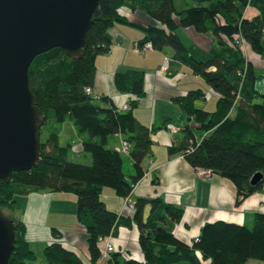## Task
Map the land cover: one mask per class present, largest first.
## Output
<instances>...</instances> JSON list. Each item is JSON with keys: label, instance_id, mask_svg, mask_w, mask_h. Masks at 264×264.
Listing matches in <instances>:
<instances>
[{"label": "trees", "instance_id": "trees-1", "mask_svg": "<svg viewBox=\"0 0 264 264\" xmlns=\"http://www.w3.org/2000/svg\"><path fill=\"white\" fill-rule=\"evenodd\" d=\"M190 1L196 6L179 13L173 0H115L113 4L102 1L97 6L98 16L93 18L82 57L71 59L62 50L51 49L32 61L28 86L36 98L42 128L47 129L48 137L44 142L39 138L40 158L34 169L12 173L8 184L0 181V210L15 228L14 251L8 264L37 262L34 249L24 239L22 222L6 215L15 208L17 188L76 197V221L87 236L91 264L99 261L103 240L116 227H130L129 218L120 222L121 218L100 201V195L103 189H108L124 201L143 176L142 162L151 155V130L140 125L133 114L136 102L145 95L144 74L128 71L113 78L119 93L137 99L128 105V111L105 108L96 100L106 99L94 100L92 93L85 92L92 91L95 85V60L110 52L113 41L109 32L115 25L139 29L143 33L142 41L136 44L139 47L151 44L152 51L171 50L172 58L189 68L217 96L212 113L196 107L198 101H205L206 95L201 90L174 99L194 128L184 127L183 144L170 149L169 154L179 152L196 172L210 170L212 175L231 181L237 192L235 205L264 187V94L255 87L264 74H256L255 67L234 45L235 38L241 36L253 55H263L264 0ZM248 7L258 11V17L244 19ZM136 14L149 18L153 26L135 24ZM180 29H192L198 35L214 38L216 44L208 52L209 60L200 62L189 55L176 35ZM66 116L81 139L83 152L92 161L88 166L69 161L70 146L58 145L59 128ZM193 130L200 134L199 138ZM118 135L131 147L129 158L135 172L131 177L123 173L121 155L107 148V140ZM257 174L261 175V181L251 186ZM136 201L131 213L144 262L124 260L114 253L104 264H246L248 261L264 264V215H254L249 229L222 221L206 224L200 229L199 243L187 246L164 227L166 221L178 224L182 210L160 198ZM145 207L149 214L144 221ZM58 237L59 234L52 233V238ZM42 259L45 264H82L57 241L44 248Z\"/></svg>", "mask_w": 264, "mask_h": 264}, {"label": "crops", "instance_id": "crops-1", "mask_svg": "<svg viewBox=\"0 0 264 264\" xmlns=\"http://www.w3.org/2000/svg\"><path fill=\"white\" fill-rule=\"evenodd\" d=\"M258 15V11L248 7L244 11L243 18L250 21ZM133 17H135L133 22L141 27L153 26L149 18L146 19L139 14ZM176 35L191 57L200 62L209 60L208 52L216 44L214 38L210 35H198L192 29H180ZM109 36L113 41L110 52L95 60L96 75L92 97L94 100L106 99V101L96 100L105 108L120 110L137 99L130 94L119 93L113 83L114 76L117 73L126 74L128 71L143 73L145 95L136 102L138 105L133 110V114L140 125L151 130V155L142 162L143 176L133 186L128 196L129 200L135 204L138 199L160 198L165 204L182 210V217L178 224L166 221L164 227L177 241L187 246L198 238L200 229L206 224L222 221L251 228L254 215H264V187L235 205L237 192L231 181L215 175L208 178L199 177L179 152L169 154L170 149H176L183 144L185 135L181 132L184 127L194 128L191 120L185 116L174 99L183 98L189 92L201 90L210 99L206 101L205 96V102L198 101L196 105L198 106L201 102L204 104L201 110L212 113L214 111H210L207 106L212 101L216 102L214 100L216 94L202 79L194 76L189 68L175 61L171 50L136 54L133 46L143 39V33L139 29L115 25L109 32ZM192 48L198 51V55L204 54L207 58L195 57L196 55L190 53ZM262 54L256 57L247 45L243 48V55L247 62H251L255 70H264V50ZM214 70L212 69V72ZM213 107L214 104L211 105V109ZM168 124L174 126L176 129L174 133L166 130L165 126ZM73 130L75 137L64 139L66 143L61 146L64 130L60 127L58 145L60 148L70 146L69 161L75 162L77 159H82L84 165L88 166L92 161L89 155L84 156L81 139L74 128ZM193 132L196 133V137H200L197 131L193 130ZM108 140L107 148L118 152L124 138L118 135ZM69 141L72 143H67ZM119 155L123 158V173L126 177H131L135 172L132 169L133 162L129 154L120 153ZM101 192L100 201L104 203L106 209L116 213L119 219L121 218L120 222L129 218L130 223V227L126 225L116 227L111 236L103 240L102 249L106 244H110L113 246V254H120L124 260L144 262V256L138 245V229L132 220L133 213L124 208L123 199L117 197L112 190L103 189ZM15 196V208L13 211H8L9 215H6L22 222L25 228L24 239L38 253L40 260L33 264H45L42 259L43 250L54 241L60 243L68 252H72L82 264H91L86 243L87 236L76 221L77 204L73 194H49L17 188ZM143 212L145 221L149 214L148 207H145ZM53 232L59 234L58 239L52 238ZM246 264L263 263L248 261Z\"/></svg>", "mask_w": 264, "mask_h": 264}, {"label": "water", "instance_id": "water-1", "mask_svg": "<svg viewBox=\"0 0 264 264\" xmlns=\"http://www.w3.org/2000/svg\"><path fill=\"white\" fill-rule=\"evenodd\" d=\"M115 0H0V181L34 169L40 158L42 121L28 86L32 61L51 49L80 58L98 4ZM255 175L251 186L261 181ZM13 222L0 210V264L15 245Z\"/></svg>", "mask_w": 264, "mask_h": 264}, {"label": "built area", "instance_id": "built-area-1", "mask_svg": "<svg viewBox=\"0 0 264 264\" xmlns=\"http://www.w3.org/2000/svg\"><path fill=\"white\" fill-rule=\"evenodd\" d=\"M234 45L238 46L242 50V52H243V48L246 46V44H244V41L242 40L241 36H237L235 38ZM133 49L136 52V54L138 53L139 55H143L144 53L153 50L151 44L144 45L143 47H139L138 45H134ZM85 92H86V94L92 93L91 89H86ZM128 110H129V106H127V105L120 109V111H128ZM166 130L171 132V133H174L176 131V129L169 124L166 125ZM117 151L119 152V154L123 153V154L127 155L130 153L131 147L127 142L122 141L120 144V150H117ZM197 175L199 177L208 178V177H211L212 173L210 170H208V171L198 170ZM123 202H124V208L126 207L129 212L134 211V203L129 200V197H126ZM193 242H194V244L199 243L197 238L194 239ZM113 252H114L113 246H111L110 244H106L100 253V259L96 264H104L110 258L109 256L111 254H113Z\"/></svg>", "mask_w": 264, "mask_h": 264}, {"label": "rangeland", "instance_id": "rangeland-1", "mask_svg": "<svg viewBox=\"0 0 264 264\" xmlns=\"http://www.w3.org/2000/svg\"><path fill=\"white\" fill-rule=\"evenodd\" d=\"M173 4H174V6H175V10H176V12H178L179 13V11H183V10H186V8H190V7H192L193 5L194 6H196V4L195 3H192L190 0H173ZM262 43H263V46H264V40L262 41ZM190 53L191 54H193L195 57H197V58H200V57H205V58H207L204 54L203 55H201V54H197L198 53V51L197 50H195L194 48H192L191 50H190ZM200 56V57H199ZM245 60H246V58H245ZM259 72H261V73H263L264 74V70H261V69H258V70H256V74H259ZM255 87H256V90L258 91V92H260V94L262 93V94H264V79H258V81L256 82V85H255ZM216 98H217V96L215 95V97H214V100L215 101H217L216 100ZM209 99L210 98H208L207 96H206V98H205V100L206 101H209ZM205 102V101H204ZM214 104V107H213V109H211V105H213ZM215 105H216V102H214L213 103V101H212V103L209 105L208 104V106H207V108L208 109H210V111H214V109H215ZM197 106V105H196ZM200 110L202 109V108H204V104L203 103H201V102H199V104H198V106H197ZM72 125H71V120H70V118L68 117V116H66V118H65V120H64V123L61 125V127L63 128V130H64V133H63V138L61 139V142H60V145L61 146H64L65 145V143L66 142H64V139H68V138H74L75 137V133H74V130H73V128L71 127ZM42 130H41V136H40V140H42V142H44L45 141V139L48 137V131H47V129H45L44 127L43 128H41ZM111 138H113V137H111ZM111 138H109V140L111 139ZM108 140V141H109ZM67 143H72L71 141H69V142H67ZM84 156H87L86 154L84 155ZM82 160V159H81ZM81 160H78L77 159V161H73V163H78V164H81V165H84V162L83 161H81ZM85 166V165H84ZM204 178V177H203ZM6 214H8L9 215V212H6ZM35 254H36V260H37V263H38V261H40L39 260V257H38V253L37 252H35ZM32 264V263H31Z\"/></svg>", "mask_w": 264, "mask_h": 264}, {"label": "bare ground", "instance_id": "bare-ground-1", "mask_svg": "<svg viewBox=\"0 0 264 264\" xmlns=\"http://www.w3.org/2000/svg\"><path fill=\"white\" fill-rule=\"evenodd\" d=\"M172 127H174L173 125H171Z\"/></svg>", "mask_w": 264, "mask_h": 264}]
</instances>
